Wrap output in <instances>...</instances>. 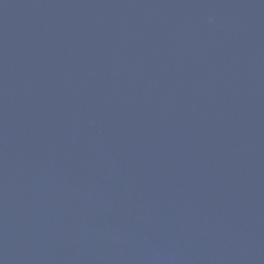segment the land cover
Listing matches in <instances>:
<instances>
[{"label":"water","instance_id":"1","mask_svg":"<svg viewBox=\"0 0 264 264\" xmlns=\"http://www.w3.org/2000/svg\"><path fill=\"white\" fill-rule=\"evenodd\" d=\"M0 264H264V0H0Z\"/></svg>","mask_w":264,"mask_h":264}]
</instances>
